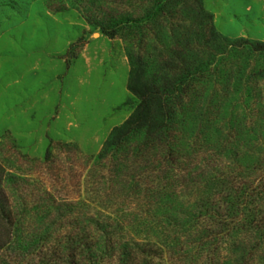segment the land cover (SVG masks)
I'll return each mask as SVG.
<instances>
[{
  "label": "trees",
  "instance_id": "16d2710c",
  "mask_svg": "<svg viewBox=\"0 0 264 264\" xmlns=\"http://www.w3.org/2000/svg\"><path fill=\"white\" fill-rule=\"evenodd\" d=\"M60 1L58 11L84 3L89 25L126 42L138 103L98 159L127 171L147 210L131 220L138 233L129 219H96L92 238L36 264H210L226 239L239 252L231 264H246L264 246V41L223 35L203 0ZM4 179L0 253L23 236Z\"/></svg>",
  "mask_w": 264,
  "mask_h": 264
},
{
  "label": "rangeland",
  "instance_id": "374dc122",
  "mask_svg": "<svg viewBox=\"0 0 264 264\" xmlns=\"http://www.w3.org/2000/svg\"><path fill=\"white\" fill-rule=\"evenodd\" d=\"M65 2L58 11L60 0H0V171L23 234L0 253V264H36L68 239L92 238L96 219L128 223L147 210L146 192L127 188V171L117 172L111 157L98 159L138 103L127 88L126 42L89 25L84 3ZM203 5L223 35L264 41V0ZM129 225L131 235L141 231ZM226 241L210 264L238 256ZM253 252L246 264H264V246ZM167 257L163 264H172Z\"/></svg>",
  "mask_w": 264,
  "mask_h": 264
}]
</instances>
